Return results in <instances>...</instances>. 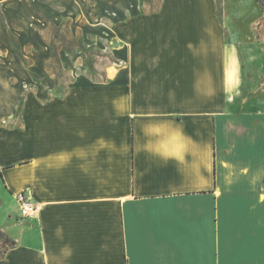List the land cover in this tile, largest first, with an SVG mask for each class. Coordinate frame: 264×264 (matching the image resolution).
Returning <instances> with one entry per match:
<instances>
[{"label":"crops","instance_id":"obj_1","mask_svg":"<svg viewBox=\"0 0 264 264\" xmlns=\"http://www.w3.org/2000/svg\"><path fill=\"white\" fill-rule=\"evenodd\" d=\"M240 1H122L100 79L58 53L65 91L44 75L0 130L1 213L36 207L0 264H264L263 12Z\"/></svg>","mask_w":264,"mask_h":264},{"label":"rangeland","instance_id":"obj_2","mask_svg":"<svg viewBox=\"0 0 264 264\" xmlns=\"http://www.w3.org/2000/svg\"><path fill=\"white\" fill-rule=\"evenodd\" d=\"M122 1L127 0H76L73 8L59 9L49 0H0V130L22 126L28 86L32 88L33 83L42 80L44 75L47 81L52 77L58 84V94L65 91L64 83L71 78L62 72L58 53H83L87 58L90 76L100 79L95 67H103L114 61L110 54L112 42L122 38V27L108 23V18L121 16L122 11L117 4L120 5ZM162 1L130 0L153 5L144 6L142 12L155 10ZM211 1L216 2L220 16L221 0ZM256 1L263 16L259 25L254 26L253 32L260 36L264 34V0ZM238 2L241 1L226 0L230 14L235 19L240 5ZM242 2L245 4L246 0ZM248 16H252V13ZM247 25L246 21L243 28L247 29ZM95 32L103 38L97 39ZM260 44L264 49V41ZM261 82L264 87V75ZM11 202L10 210L4 215L1 213L0 200V232L7 237L6 233H13L9 229L11 217L17 218L13 211L15 208L19 211L12 197ZM8 245L6 238L0 237V258Z\"/></svg>","mask_w":264,"mask_h":264},{"label":"built area","instance_id":"obj_3","mask_svg":"<svg viewBox=\"0 0 264 264\" xmlns=\"http://www.w3.org/2000/svg\"><path fill=\"white\" fill-rule=\"evenodd\" d=\"M15 200L19 207V214L21 217H32L36 212V207H34L26 198L24 192H18L15 194Z\"/></svg>","mask_w":264,"mask_h":264},{"label":"trees","instance_id":"obj_4","mask_svg":"<svg viewBox=\"0 0 264 264\" xmlns=\"http://www.w3.org/2000/svg\"><path fill=\"white\" fill-rule=\"evenodd\" d=\"M0 237L6 238V241L9 242L8 249L15 246V242L11 239H8V237L1 232H0Z\"/></svg>","mask_w":264,"mask_h":264}]
</instances>
